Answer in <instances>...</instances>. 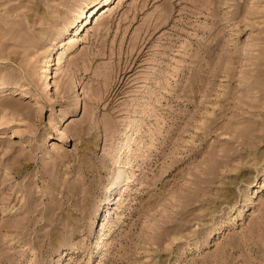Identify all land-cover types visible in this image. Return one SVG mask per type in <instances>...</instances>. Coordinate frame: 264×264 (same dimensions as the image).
Returning <instances> with one entry per match:
<instances>
[{
	"label": "rangeland",
	"instance_id": "1",
	"mask_svg": "<svg viewBox=\"0 0 264 264\" xmlns=\"http://www.w3.org/2000/svg\"><path fill=\"white\" fill-rule=\"evenodd\" d=\"M91 1L0 0V264H264V0Z\"/></svg>",
	"mask_w": 264,
	"mask_h": 264
},
{
	"label": "bare ground",
	"instance_id": "2",
	"mask_svg": "<svg viewBox=\"0 0 264 264\" xmlns=\"http://www.w3.org/2000/svg\"><path fill=\"white\" fill-rule=\"evenodd\" d=\"M96 0H92L91 2V5H89V7H87L88 11H90L91 13L88 15L91 17H89V21L86 20L85 23L87 22V25L85 26L86 27V32L90 31V30H93L96 26H98V24L100 23V20L101 18L109 11H111L113 7L110 6V4H108L107 2L109 0H102V4H99V1L98 2H95ZM113 3V2H112ZM100 5V7H99ZM98 7L97 11H96V8ZM95 11V12H94ZM92 12L94 14H92ZM84 15L85 14V11L83 8H80L79 11L77 12L76 16L74 19H72V26L75 24L74 27H76L78 25V23L80 22V24H82V19L79 21V17H81V15ZM86 18V16H84ZM84 27V26H83ZM79 29V28H78ZM76 30V29H75ZM67 49V48H66ZM64 51H66L65 49L61 51V54H64ZM54 59V58H53ZM60 59V57H59ZM50 60V59H48ZM47 60V63L45 66H49V61ZM55 60V59H54ZM52 61V60H51ZM54 65V64H53ZM46 68V67H45ZM49 70V69H48ZM44 71H47V68L44 70ZM3 87V86H2ZM115 179H119L122 177L123 173H124V169L123 167H119L118 170L115 172Z\"/></svg>",
	"mask_w": 264,
	"mask_h": 264
},
{
	"label": "snow or ice",
	"instance_id": "3",
	"mask_svg": "<svg viewBox=\"0 0 264 264\" xmlns=\"http://www.w3.org/2000/svg\"><path fill=\"white\" fill-rule=\"evenodd\" d=\"M253 2H254V0H253Z\"/></svg>",
	"mask_w": 264,
	"mask_h": 264
}]
</instances>
